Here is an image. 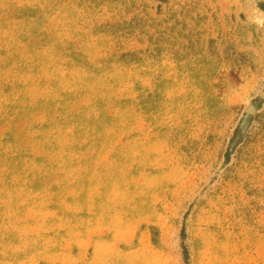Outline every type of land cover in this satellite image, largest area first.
Instances as JSON below:
<instances>
[{"label":"rangeland","instance_id":"1","mask_svg":"<svg viewBox=\"0 0 264 264\" xmlns=\"http://www.w3.org/2000/svg\"><path fill=\"white\" fill-rule=\"evenodd\" d=\"M0 264H264V0H0Z\"/></svg>","mask_w":264,"mask_h":264}]
</instances>
